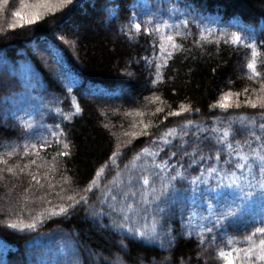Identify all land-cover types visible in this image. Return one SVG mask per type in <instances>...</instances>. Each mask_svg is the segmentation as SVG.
<instances>
[{"label":"trees","instance_id":"1","mask_svg":"<svg viewBox=\"0 0 264 264\" xmlns=\"http://www.w3.org/2000/svg\"><path fill=\"white\" fill-rule=\"evenodd\" d=\"M134 2L74 0L20 27L0 0V264H150L168 251L173 264H228L249 247L234 264H264V109L245 104L264 102V0ZM227 90L240 107L217 105ZM188 121L218 131L193 135Z\"/></svg>","mask_w":264,"mask_h":264},{"label":"snow or ice","instance_id":"2","mask_svg":"<svg viewBox=\"0 0 264 264\" xmlns=\"http://www.w3.org/2000/svg\"><path fill=\"white\" fill-rule=\"evenodd\" d=\"M4 2L7 3L8 0H4ZM73 2H74V0H59V3H60L61 5H71ZM43 7L46 8L47 10H49V11L53 10V7H52V5L48 2V0H44V5H43ZM12 15L15 16V15H17V13H16V12H13ZM41 15H42L41 12H36V13H34V14H33V17L29 18L27 21H25L24 23H22V24L20 25V27H24L25 24H27V25H31V24L36 23V22L40 19ZM133 27L139 32L140 29H141V24H140V23H135V24L133 25ZM156 30L158 31L159 29L157 28ZM146 31H147V29H146ZM167 39H168L169 41H171V40L173 39V37H172V36H168ZM243 39H244L243 37H240V36H238V35H234V36H233V42H236V43H239V42L242 41ZM174 47H176V46L174 45ZM168 55L171 56V53H169ZM252 55H253V57H255V56H256V53L253 52ZM247 68L250 69V70H252L253 75H254L255 78H259L260 74H259L258 72L255 71L256 64H255V61H254V60H253L252 62H249V63L247 64ZM244 91L247 92V89H245ZM260 91H264V82L261 83ZM232 95H233V94H232L231 92L224 93V94L222 95L221 100H219V101L217 102V105H218L221 109L227 110V109L231 106L230 100H231V96H232ZM235 95H236L237 98H238L240 94H239V93H236ZM245 104L248 105V106H251L252 108L260 107V108L264 109V102H261V103H252V102L249 101V100H245ZM217 105H213V106L215 107V106H217ZM235 106H236V107H240L239 103H237ZM79 111H80V109H79V107H77V108H76V113H79ZM197 111H198V110H197ZM173 114H175V115H180V112L169 113V115H173ZM261 116H264V112L261 113ZM165 119H166V118H165ZM259 127L262 128V129H264V124H260ZM185 128H193V129H195V132L193 133V135H195L196 132L203 133V132H208V131H210V132H216V131H218V130L215 129V128H213V129H211V130L201 128V127H199L198 125H196V123H195L194 121H188L187 124L185 125ZM181 133H182V135H188V132L185 131L184 129H181ZM228 135H229V133H228L227 131L223 132V133L221 134V137H220V142L223 143V142H224V139H225ZM169 136L172 137L173 139H175V138L177 137V131H176L175 129H169L168 132H167L166 134H164V136H162V137L160 138L161 142H162L163 144H165V145H170V144H172V139H168V138H167V137H169ZM208 138H211V137H208ZM198 139H199V137H197V140H198ZM256 139L259 140L260 137H256ZM42 146H43V145H42ZM33 147H35V146H33ZM64 147L67 148L68 145L65 144ZM227 147H228V148H232V145H231V144H228ZM162 150H163V149H161V151H162ZM143 151H144L145 154H150V155H152V156H157V155H159V152H151V153H150L148 149H144ZM13 154H15V150H14V149H13L12 152H9V153H8V155H13ZM67 154H68V153H61V155H67ZM175 155H176L175 152L171 153V156H175ZM236 155L239 156L241 160H244V161H247V160H248V156H247V155H242V154H241L240 152H238V151L236 152ZM115 156H117V153H113V157H115ZM113 157H110V160H111ZM256 157H257V159H259L261 162H264V156H260L258 153H256ZM136 158L139 159V155H138ZM5 163H7V162L5 161ZM33 163H34V161H33ZM193 163H195V161H193ZM167 166H168V165H167V161H164L162 164H158V165H156V167H157L158 169H160L161 171H162L165 167H167ZM245 166H246V165L243 164V163H238V164L236 165V167L241 168V169L244 168ZM173 167H174V166H173ZM8 171H9V172H12V169L9 168ZM21 171H23V169H21ZM213 171H214V169H213ZM177 175L179 176L180 173L178 172ZM32 179H33V180H36V177L33 176ZM143 183H144L145 185H147V184H149V180L145 177V178L143 179ZM193 183H195V181H193ZM94 186H95V185H94ZM91 190H92V189H87V191H91ZM68 199H69V200H73L74 197L69 196ZM81 200H86V197H82ZM80 202H81V201H76L77 204L80 203ZM129 207H131V206H129ZM65 211H67V209L61 208V212H65ZM124 219H125V221H127L128 218L125 217ZM121 226H123V225H121ZM11 227L15 228L16 225H11ZM154 231H155V230L153 229V232H154ZM255 232H256V233H260V234H264V228H256ZM140 235H141V236H146V235H148V234H147V233H140ZM246 239H249V240H250L251 237H246ZM259 243H260L261 248L264 249V240H261ZM228 244L231 245V244H232V241H231V240L228 241ZM232 251L236 253V255H235V257H234V260H235V259L250 260V259L252 258V255H253V251H252V248H251V247H249V248H247V249H239V250L233 249ZM241 252L244 253V256H243V257L240 256V253H241ZM229 255H232V253H231V252L226 253V252L223 251V250L219 251V253H218V256H219L220 258H222V259L225 258L226 256H229ZM256 259L259 260V261H264V255H259V256L256 257ZM234 260H230V261H228V264H234Z\"/></svg>","mask_w":264,"mask_h":264},{"label":"rangeland","instance_id":"3","mask_svg":"<svg viewBox=\"0 0 264 264\" xmlns=\"http://www.w3.org/2000/svg\"><path fill=\"white\" fill-rule=\"evenodd\" d=\"M12 1L14 2L15 0H8V2H7L8 5H6L5 2H4L3 9H5V10L8 11V13H4L5 16L7 17V19H9V21H12L13 20V22L15 21L16 23H24L29 18L33 17V14L36 13V12L43 13L45 11H48L46 8L43 7L44 0H16V2L13 3L14 5H12L13 7L11 9H8L7 7L10 6V4H11L10 2H12ZM138 1L140 2V5L141 6H143L145 4H148V0H135V2L133 3V5H136ZM48 2L52 5L53 10L56 7L57 8L62 7V5L59 3V0H48ZM4 7H6V8H4ZM13 12H16L17 15L13 16L12 15ZM132 17H134V15H132ZM66 26H69L70 27V29L69 28L68 29L70 30L71 34L74 37H76L77 40L81 36V34L84 33V31L80 27H78L75 22H72L71 23L70 21H67L66 23H63L61 25V30H66ZM89 26L91 27V29L94 32H97L98 29H101V30L104 29L103 24L100 23V22H97L95 25L94 24H90ZM109 35H110L111 40L114 41L115 40V37L113 36L114 34L111 32V33H109ZM132 60H134V58H132ZM234 65H235V72H238L240 70L241 66L243 65V60H241L240 62L235 61ZM241 70H242V72L244 71L243 70V67H242ZM228 92H231L233 94L231 96V100H230L231 105H234V104H237V103H240L241 102V100H236V99L235 100H232L233 96L237 93V92H235L233 90L223 91L222 94L220 95L219 100H221L222 95L224 93H228ZM127 98L129 100H131V101H135L134 100L135 94L134 93H131V94L129 93V94H127ZM241 103H243V101ZM20 106H21V104H18L16 106V108L18 109V108H20ZM232 108H235V107H232ZM230 118L232 119L233 116L230 117ZM234 118H236V116H234ZM230 121H232V120H230ZM196 125L201 126L198 121H197ZM252 129H254V128H252ZM216 137H217V135H216ZM0 145L1 146H4L5 149H7L8 147H11V144L9 142H7V143L0 142ZM207 156H208L207 154L204 155V157H207ZM133 165H134V161H132L131 166H133ZM91 208L93 209V207H91ZM90 211H87V213H85V215L87 217H93V215L91 214ZM87 225L92 230L97 231L99 234H101L104 238H106L107 236L109 237V234H111V232H108V231H106V233H103L102 231H99V229L95 226L94 223H88ZM116 236H117L116 237V241H117V243L119 245L118 247H120V246L122 247V244H123V236L121 234H119V233ZM206 252H207V249H205V247L204 248H200L198 250V252L196 253V255L197 256H202V254H205ZM168 254H169V251L166 252V253H164L161 256L160 259L154 260L150 264H173L172 260L169 259V256L170 255H168ZM99 258L100 259H102V258L105 259L106 257L105 256H103V257L99 256ZM95 259L98 260V258L96 256H95ZM177 264H182V263H181V261H178Z\"/></svg>","mask_w":264,"mask_h":264},{"label":"bare ground","instance_id":"4","mask_svg":"<svg viewBox=\"0 0 264 264\" xmlns=\"http://www.w3.org/2000/svg\"><path fill=\"white\" fill-rule=\"evenodd\" d=\"M131 17H132V16H131ZM131 76H133V77H135V78L137 79V77H136L135 74H132V73H131ZM82 220H85V218L82 217ZM73 233L76 235V237H77L78 240H79V249H82V248L84 247V235H83V232H81L79 229H75V230L73 231Z\"/></svg>","mask_w":264,"mask_h":264}]
</instances>
